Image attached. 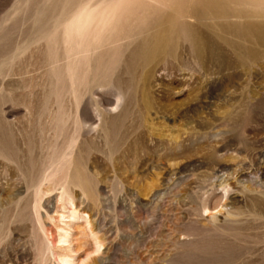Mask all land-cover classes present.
Returning <instances> with one entry per match:
<instances>
[{
  "label": "rangeland",
  "instance_id": "rangeland-1",
  "mask_svg": "<svg viewBox=\"0 0 264 264\" xmlns=\"http://www.w3.org/2000/svg\"><path fill=\"white\" fill-rule=\"evenodd\" d=\"M52 3L0 0V141L12 144L10 150L0 144V264H60V258L68 264H188L189 255L200 264H264V218L253 216L249 203L237 205L239 217L218 215L217 229L206 215L196 219L189 211L211 154L235 172L228 179L238 194L259 200L264 211V157L258 158L264 154V59L249 72L201 71L191 57L190 71H158L147 83L150 111L129 107L121 122L123 142L111 149L101 125L124 108L125 92L115 110L121 91L112 82L127 76L118 69L99 80L92 64L77 69L78 61L103 49L68 53L57 21H63L62 4L53 11ZM128 43L120 39L117 45ZM80 145L98 202L89 203L74 188L72 211L57 203L54 193L49 208L46 200L37 201L39 221L35 212L33 221V184L35 200V186L44 176L46 184L60 182ZM179 171L184 173L174 178ZM242 180L244 189L238 185ZM168 187L163 201L150 206L151 196ZM58 215L65 218L59 221ZM196 225L220 242L216 250L199 254L192 247L195 240L184 232ZM230 227L236 229L226 231ZM61 230L70 235L67 244L59 243ZM91 231L101 241L99 254Z\"/></svg>",
  "mask_w": 264,
  "mask_h": 264
},
{
  "label": "bare ground",
  "instance_id": "bare-ground-1",
  "mask_svg": "<svg viewBox=\"0 0 264 264\" xmlns=\"http://www.w3.org/2000/svg\"><path fill=\"white\" fill-rule=\"evenodd\" d=\"M52 2L53 11H56L62 4L60 16L63 21H57L58 26L61 27L60 31L65 44L68 46V53L69 49H72L78 55H85L103 49L94 56L84 57L78 61L75 64L77 69L81 65L92 64L91 73L95 74L99 80L112 78V73L118 69L127 76L125 79L118 76L112 82L121 91L118 94L115 110L122 107L125 92L124 108L117 118L104 121L101 125L111 149H117L123 142L120 136L121 122L129 113V107L131 110L132 108L139 109L141 114L150 111L152 102L147 83L158 71H190L191 57L195 67L201 71L214 68V70L249 72L264 59V0H52ZM120 39L129 40L125 48L117 45ZM67 71L72 78L74 73L71 66H68ZM170 92L168 87L163 94L166 106L171 104L168 101ZM60 122L64 124L63 120ZM59 124L56 123V127ZM0 144L4 150L6 148L10 150L8 148L12 145L7 139L0 141ZM78 150L77 157L69 161L67 160L69 155L65 154L66 167H63L65 170L60 182L53 183L52 181L46 184L47 176H44L43 180L35 186V195L38 198L35 199V205L34 184L31 182L33 184L31 203L33 221L34 212L39 221L37 201L46 200V206L49 208L48 205L54 193L57 203L62 204L64 209L74 208L75 199L72 193L74 188L79 189L89 203L94 205L98 202L94 189L95 180L83 166V157H80L81 153L85 152L84 146L80 145ZM180 156L175 155L174 157L180 158ZM263 157V153L258 155L259 159ZM207 168L208 173L201 187L195 192V196L199 198L195 197V201L190 203L189 211L193 218L200 219L206 215L208 222L217 229V216L239 217L240 212H238L237 205L241 202L249 203V206L253 208V216L264 218L260 201L251 196L247 197L245 193L241 197L237 192V186L228 179L235 173L231 167L219 163L216 161V156L211 154L207 157ZM182 172L179 171L172 176L177 178ZM33 175H35L34 172ZM238 185L245 188L243 180ZM220 190L226 193L221 195ZM57 191L59 194L56 193ZM170 191L168 187L163 194L154 193L149 205L156 203L155 207H157ZM64 218V215L57 216L59 221ZM235 229L230 227L226 231L232 232ZM44 230L46 238L49 241L52 240L54 237L52 233ZM61 231L63 234L60 236L59 243L67 244L70 235L68 231ZM91 235L97 246V253H95L99 254L102 247L101 241L95 238V232L91 231ZM184 236L195 240L192 247L199 254L212 252L220 244L218 240L209 238L197 225L185 231ZM235 237H240V235L235 234ZM49 244L53 247L52 242ZM226 252L229 256H233V248L230 245L227 246ZM193 258V255H189L188 264H200L194 263ZM59 263L68 264L69 262L66 258H60ZM213 264H225V262L218 260Z\"/></svg>",
  "mask_w": 264,
  "mask_h": 264
}]
</instances>
